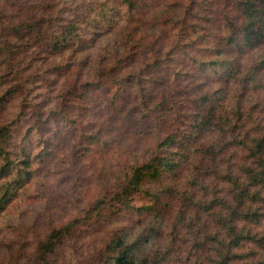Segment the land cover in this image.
<instances>
[{
	"label": "rangeland",
	"instance_id": "1",
	"mask_svg": "<svg viewBox=\"0 0 264 264\" xmlns=\"http://www.w3.org/2000/svg\"><path fill=\"white\" fill-rule=\"evenodd\" d=\"M105 1L28 0L27 5L36 10L38 16L45 14L47 29L57 30L77 12L83 13L97 2ZM107 1L112 7L108 17L95 23L75 50L72 47L53 55L47 41L31 43L20 54L18 65L25 81L23 90L4 104L0 123L15 120L14 144H26L37 161L39 170L33 191L39 189L40 198L35 203L26 197L25 200L20 198L17 206L0 219V264H35L37 242L50 230L51 218L61 225L74 217L85 216V210L97 199L116 191V183L127 164L152 150L168 132L183 128L182 124L190 120L187 116L198 112V92L202 91V87H194L197 83L188 72L191 68L188 50L206 55L203 47L224 46L222 39L227 34L229 19L241 23L244 15L241 0H141L147 4L140 5L141 10L135 17L120 0ZM29 35L30 32L27 38H34ZM185 42L189 47L184 52L181 46ZM173 44H176L174 49ZM159 47L162 48L159 53L175 56V60L154 66L150 56ZM222 50L225 51V47ZM115 61L120 62L126 85L121 94L110 90L105 80L96 74L101 66ZM219 71V68L209 71L206 79L214 78ZM205 76L197 75V78ZM75 78L88 80L89 86L63 107L74 125L69 135L80 130L100 133V153L93 147L85 154H78L76 147L63 142L65 133H48L44 138L40 133H27L29 122L36 119L35 111H47L55 116V109L61 104L59 98ZM260 88V84L253 88V102L246 111L240 138L256 133L259 127L264 130V93ZM154 93L165 100L150 114L147 100ZM164 94L167 97H163ZM173 95L178 98L180 116L174 115L173 105L167 102ZM129 96L139 100L124 109L123 101ZM212 136L221 140L219 133ZM45 140L47 146L43 147ZM43 148L46 151L41 154ZM218 150L222 154L216 160L220 172L230 171L244 180L240 166L249 161L247 150L240 146L225 150L221 145ZM230 187L224 178L213 175L207 192L216 191L230 197ZM134 197L133 207L116 214L107 211L98 223L69 225L70 233L66 231L45 264H75L101 250L118 229L128 231L130 240L142 236L140 252L155 249L160 243H165L163 246L174 243L166 264L211 263L209 242L202 241L198 226L191 230L179 226V233L175 232L171 227L174 214H168V209L152 208L153 202L143 192H137ZM254 204L264 206V200ZM199 215L201 221L210 219L202 211ZM195 223L198 224V217ZM243 250L256 251L264 263V248L249 240Z\"/></svg>",
	"mask_w": 264,
	"mask_h": 264
},
{
	"label": "trees",
	"instance_id": "2",
	"mask_svg": "<svg viewBox=\"0 0 264 264\" xmlns=\"http://www.w3.org/2000/svg\"><path fill=\"white\" fill-rule=\"evenodd\" d=\"M27 3L28 0H0V110L12 95L23 90L25 81L22 80L18 60L24 47L49 41L50 54L72 47L75 50L84 42L88 30L108 17L112 9L107 0L102 4L97 2L92 9L77 12L74 18L60 24L56 30L52 27L47 29L44 26L45 14L38 16ZM120 4L135 17L141 10L140 5L147 2L120 0ZM240 4L244 14L242 22L229 19L227 34L222 39L224 46L203 47L206 55L188 50L191 58L188 72L197 83L194 87H202V91L198 92V112L192 117L187 116L190 120L186 122L188 124H182L183 128L168 132L152 150L143 152L127 164L116 183V191L97 199L85 210V216H73L61 225L51 218L50 230L37 242L35 264L47 263L66 231L70 233L69 225L98 223L105 214H116L131 208L137 192H143L153 202L152 208H159L160 211L168 209V214H174L171 227L175 232L179 233V226L187 230L198 226L203 235L202 241L209 242V264H264L256 251L243 250L249 240L264 248V206L256 207L254 204L264 200V130L259 127L254 134L239 136L240 130L245 127L248 106L253 102V88L260 84L264 93V0H241ZM28 32L29 37L34 38H27ZM176 44L171 48L174 49ZM188 47V42L181 46L184 52ZM160 51L161 47L156 48L150 56L154 66L175 60V56ZM228 53L233 55L226 57ZM216 68L220 71L208 81L206 74ZM121 69L120 62L115 61L101 66L96 74L105 80L110 90L121 94L126 89ZM197 75L206 76L198 79ZM88 83V80L73 79L59 98L61 106L56 107L55 116L47 111H35L36 119L29 122L27 133H40L45 135L43 138L48 133H65L63 142L71 148L76 147L78 154H85L93 147L100 153V133L80 130L70 136V129L74 127L72 118L68 112H63V107L73 97L79 96L89 86ZM155 95L147 100L150 114L157 109L159 102L165 100L160 94ZM177 99L173 95L167 102L173 105L174 115L180 116ZM138 100L133 96L125 98L124 109ZM118 101H121L120 98ZM26 105H31V102ZM14 124L15 120L0 123V219L17 206L20 198L26 197L32 203L40 198V190L33 191V182L39 170L37 161L26 144H14ZM218 133L221 140L212 136ZM46 141L43 147L47 146ZM219 145L225 150L230 146L247 150L249 161L240 166L244 180L230 171L220 172L216 164L222 155ZM45 151L43 148L40 153ZM213 175L230 183V197L221 196L216 191L207 192ZM201 211L210 217L211 223L200 220ZM197 217L198 224L195 223ZM194 236L199 239V236ZM142 240V236L130 240L128 231L118 229L101 250L75 264H166L174 243L166 246L160 243L155 249L140 252Z\"/></svg>",
	"mask_w": 264,
	"mask_h": 264
}]
</instances>
